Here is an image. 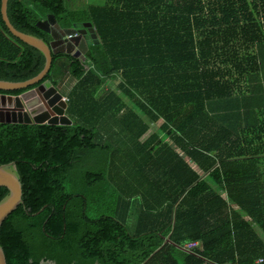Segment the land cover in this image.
Returning <instances> with one entry per match:
<instances>
[{
  "label": "trees",
  "instance_id": "trees-1",
  "mask_svg": "<svg viewBox=\"0 0 264 264\" xmlns=\"http://www.w3.org/2000/svg\"><path fill=\"white\" fill-rule=\"evenodd\" d=\"M1 1L0 79L26 81L45 57L10 35ZM70 6L9 2L21 33L50 40L36 7L62 28L91 23L100 44L85 61L53 56L47 77L29 88L71 78L63 96L72 125L0 123V165L15 162L24 203L0 228L7 264H264V0ZM107 83L116 88L102 96ZM221 102L240 117L217 112ZM129 144L135 151L123 149ZM132 183L146 209L175 214L162 236L173 230L179 249L151 228L128 231L114 191ZM7 194L0 187V201Z\"/></svg>",
  "mask_w": 264,
  "mask_h": 264
},
{
  "label": "water",
  "instance_id": "water-1",
  "mask_svg": "<svg viewBox=\"0 0 264 264\" xmlns=\"http://www.w3.org/2000/svg\"><path fill=\"white\" fill-rule=\"evenodd\" d=\"M10 0L1 1L2 20L10 35L39 50L45 57L42 71L35 77L23 81L0 79V92L27 90L19 95L0 93V123L8 124H73L67 116L68 104L63 95L50 83L37 86L47 77L53 64V56L71 55L86 59V53L92 45H99L100 40L91 23H76L72 28H62L53 15L37 24L40 31L47 33L50 40L21 33L15 29L8 17ZM15 162L0 165V187L7 189V196L0 201V228L6 219L20 206H23V188L16 172ZM0 264H7L5 252L0 246Z\"/></svg>",
  "mask_w": 264,
  "mask_h": 264
},
{
  "label": "crops",
  "instance_id": "crops-1",
  "mask_svg": "<svg viewBox=\"0 0 264 264\" xmlns=\"http://www.w3.org/2000/svg\"><path fill=\"white\" fill-rule=\"evenodd\" d=\"M103 3L104 2H101L99 4H103ZM66 65H67L66 70L68 71V63H66ZM67 78H69V77H67ZM69 79H71V78H69ZM74 84L75 83H73V86H74ZM61 94L63 95V93H61ZM221 104H222L221 106H224L225 104H226V106H231L230 102H221ZM123 149L128 150V151H135L136 147L134 144H129V145L124 146ZM127 158L128 157L126 156V159ZM188 162H189V164H191V166L194 168V170L197 169V166L194 163H192L190 161H188ZM116 164L118 166L122 165L121 161H117ZM160 178H162V177H160ZM160 178H158V179H160ZM168 179H169V177H167V176L164 177L165 181H170ZM172 181L173 180H171L170 182H172ZM136 185H137V183H132L131 185L124 184L121 187L117 186L116 191H114V189H112V188L109 189L110 194L114 191V194L117 197H118V195L120 197H122L123 201L125 202L124 203L125 207L122 208L120 216L126 222L125 225L128 228V231L131 232V234H133V235H137L139 232L140 233H146L145 231L147 229H143V226H144L147 228H151L153 230V233H157L158 236H162L166 230V229L163 230L165 225L168 224L170 221H172V225L174 228V224L176 223L175 214L172 215V217H171V216H168L164 210H158L155 212V211H151V210L146 209L144 207V203H142V201H141V198L137 196L139 193L138 192L139 188L137 189ZM168 188H170V187H168ZM95 191L96 192L98 191V195L100 196V191H104V186L100 189L98 187H95ZM166 192L168 194V195H166V197H170V194L172 195V193L175 192V189L171 193L169 192V189H166ZM161 194L162 193H159L158 195L161 197ZM158 195L156 196V199L159 197ZM223 198L226 201H228V198L226 195H223ZM128 199H131V200H128ZM127 201L129 203H127ZM233 207L236 209V206H232V208ZM246 219H249V218H246ZM161 228H162V230H161ZM173 232L174 231L172 230V231L167 233L168 235L162 236V237H164V240H163L164 246L166 244L170 243V245H172L173 247H176V249H179L180 247L172 242L171 236L173 235Z\"/></svg>",
  "mask_w": 264,
  "mask_h": 264
},
{
  "label": "rangeland",
  "instance_id": "rangeland-1",
  "mask_svg": "<svg viewBox=\"0 0 264 264\" xmlns=\"http://www.w3.org/2000/svg\"><path fill=\"white\" fill-rule=\"evenodd\" d=\"M101 3V2H105V0H71V6L69 7L70 9H81V7H84L90 3H94V4H98V3ZM72 7V8H71ZM79 7V8H78ZM33 14L35 15L34 17L36 19H38L39 21H44L46 18H45V15L44 13L35 7V9L33 10ZM62 65H64V69H67V65L64 63V60H61L59 61ZM73 83L74 81H72V79H69L66 77V79L63 81V83L59 86V91L61 93H68L72 86H73ZM263 83H264V79H263ZM104 89H102V91L100 92V94L103 96L105 94V91L107 89H110V90H114L116 88V85L115 84H111V83H107L104 87ZM100 94L98 97H100ZM222 104L220 103V109L219 111L217 112H220V113H224L226 112L227 114L231 115V117H236V118H239L240 117V114L241 112L239 110H236V108H231V107H227V106H221ZM247 110V108H245ZM75 188V191L74 193L75 194H78V192L80 193H85L86 192V188L83 187V191H82V187L79 189V188ZM99 188V187H98ZM100 189V188H99ZM70 191H72V189H70ZM262 237L264 238V234H262Z\"/></svg>",
  "mask_w": 264,
  "mask_h": 264
},
{
  "label": "built area",
  "instance_id": "built-area-1",
  "mask_svg": "<svg viewBox=\"0 0 264 264\" xmlns=\"http://www.w3.org/2000/svg\"><path fill=\"white\" fill-rule=\"evenodd\" d=\"M62 100L65 102V103H68V98L63 96L62 97ZM197 247V244L196 243H188V244H185L184 245V249L187 250V251H192L194 248Z\"/></svg>",
  "mask_w": 264,
  "mask_h": 264
}]
</instances>
